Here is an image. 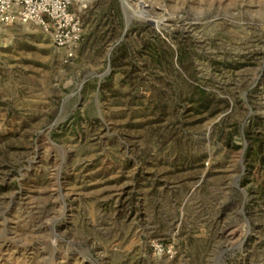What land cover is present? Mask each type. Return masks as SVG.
<instances>
[{
    "label": "rangeland",
    "instance_id": "rangeland-1",
    "mask_svg": "<svg viewBox=\"0 0 264 264\" xmlns=\"http://www.w3.org/2000/svg\"><path fill=\"white\" fill-rule=\"evenodd\" d=\"M72 11L0 26V264H264V0Z\"/></svg>",
    "mask_w": 264,
    "mask_h": 264
},
{
    "label": "built area",
    "instance_id": "built-area-1",
    "mask_svg": "<svg viewBox=\"0 0 264 264\" xmlns=\"http://www.w3.org/2000/svg\"><path fill=\"white\" fill-rule=\"evenodd\" d=\"M14 24L36 25L69 57L83 39V26L72 11V0H0V26Z\"/></svg>",
    "mask_w": 264,
    "mask_h": 264
},
{
    "label": "trees",
    "instance_id": "trees-1",
    "mask_svg": "<svg viewBox=\"0 0 264 264\" xmlns=\"http://www.w3.org/2000/svg\"><path fill=\"white\" fill-rule=\"evenodd\" d=\"M143 28L144 27H139V28H135L136 30H139L138 31V34L143 31ZM114 56H113V60L112 62L115 63L116 61H118L119 59L123 58V57H127V58H132L134 55L132 54V49H131V46L128 44V42L126 41H123L121 44H119L117 46V48L115 49V52H114ZM209 98H208V101L209 102ZM212 100V99H211ZM213 102L215 101V99L212 100ZM206 102V103H207ZM216 103H222L226 108H228L230 106V103L227 101V100H221V101H217ZM264 147V144L263 142H261V147ZM264 151V149H263Z\"/></svg>",
    "mask_w": 264,
    "mask_h": 264
},
{
    "label": "water",
    "instance_id": "water-1",
    "mask_svg": "<svg viewBox=\"0 0 264 264\" xmlns=\"http://www.w3.org/2000/svg\"><path fill=\"white\" fill-rule=\"evenodd\" d=\"M127 25H128L127 27L129 28V26L131 25V22H130V21H128V24H127ZM128 28H127V29H128ZM244 194H245V193H244Z\"/></svg>",
    "mask_w": 264,
    "mask_h": 264
}]
</instances>
